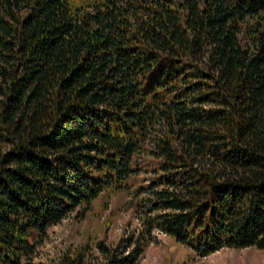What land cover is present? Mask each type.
<instances>
[{
	"label": "trees",
	"instance_id": "16d2710c",
	"mask_svg": "<svg viewBox=\"0 0 264 264\" xmlns=\"http://www.w3.org/2000/svg\"><path fill=\"white\" fill-rule=\"evenodd\" d=\"M140 153L142 228L46 264H138L156 229L264 249V0H0V264L132 188Z\"/></svg>",
	"mask_w": 264,
	"mask_h": 264
},
{
	"label": "rangeland",
	"instance_id": "374dc122",
	"mask_svg": "<svg viewBox=\"0 0 264 264\" xmlns=\"http://www.w3.org/2000/svg\"><path fill=\"white\" fill-rule=\"evenodd\" d=\"M142 171L133 179L134 186L128 190L103 193L91 204L83 218L72 212L61 222L47 229L39 239L32 264L52 263L66 252L78 246L88 245L92 261L101 260L95 243L105 241L116 245L142 228L141 215L145 209L147 193L135 192L138 186L146 187L152 180L151 157L140 153ZM132 184V185H133ZM144 205V206H143ZM153 239L145 247L138 264H264V249L254 246L244 248L223 247L206 256L166 235L154 230ZM90 256V255H89Z\"/></svg>",
	"mask_w": 264,
	"mask_h": 264
}]
</instances>
